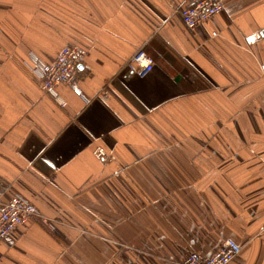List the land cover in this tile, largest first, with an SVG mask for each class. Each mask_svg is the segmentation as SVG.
Here are the masks:
<instances>
[{
	"label": "crops",
	"instance_id": "1",
	"mask_svg": "<svg viewBox=\"0 0 264 264\" xmlns=\"http://www.w3.org/2000/svg\"><path fill=\"white\" fill-rule=\"evenodd\" d=\"M195 1L0 0V197L37 209L0 264H173L227 238L264 264V0L190 28ZM67 45L84 58L47 93L35 68Z\"/></svg>",
	"mask_w": 264,
	"mask_h": 264
},
{
	"label": "built area",
	"instance_id": "2",
	"mask_svg": "<svg viewBox=\"0 0 264 264\" xmlns=\"http://www.w3.org/2000/svg\"><path fill=\"white\" fill-rule=\"evenodd\" d=\"M222 7L221 0H196L180 10L184 24L190 28L203 24L209 17L217 14ZM85 50L75 45L64 46L51 63H41L35 68L40 80L41 89L52 92L60 83H70L78 63L84 58ZM126 67L133 70L139 77L144 76L153 68V60L142 49H137L127 61ZM80 94L78 88L74 89ZM97 157H103L104 151L98 147L94 150ZM1 198V197H0ZM37 215L36 208L20 195L0 199V242L13 245L16 241L15 229L23 226ZM240 245L232 238L225 239L220 247L210 256L190 253L185 259L173 264H230L239 253Z\"/></svg>",
	"mask_w": 264,
	"mask_h": 264
},
{
	"label": "rangeland",
	"instance_id": "3",
	"mask_svg": "<svg viewBox=\"0 0 264 264\" xmlns=\"http://www.w3.org/2000/svg\"><path fill=\"white\" fill-rule=\"evenodd\" d=\"M150 58H151V57H150ZM151 59H152V58H151ZM152 60H153V59H152ZM153 66H154V62H153ZM97 148H98V147H96L95 149H97ZM95 149H94V150H95ZM101 149H102V148H101ZM102 150H103V149H102ZM103 151H104V150H103ZM93 153H94V151H93ZM94 155H95V154H94ZM95 156H96V155H95ZM104 156H105V152H104ZM104 156H103V157H104ZM99 158H101V157H99ZM15 195H17V194L9 195V196L6 197V198L1 197L0 199H2V200H6V199H8L9 197H12V196H15ZM21 197H22V196H21ZM24 199H25V198H24ZM30 204H31V203H30ZM31 205H32V204H31ZM36 210H37V209H36ZM20 227H21V226H20ZM237 243H238V242H237ZM240 251H241V247H240ZM240 251H239V253H240ZM239 253H238L237 255H239ZM237 255H236V256H237ZM236 256H235V257H236ZM235 257H234V258H235ZM174 263H175V262H174Z\"/></svg>",
	"mask_w": 264,
	"mask_h": 264
}]
</instances>
